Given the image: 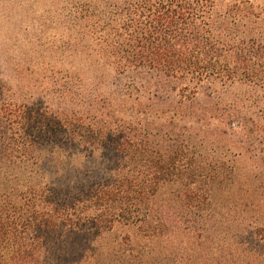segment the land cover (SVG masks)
Segmentation results:
<instances>
[{
  "label": "trees",
  "instance_id": "trees-1",
  "mask_svg": "<svg viewBox=\"0 0 264 264\" xmlns=\"http://www.w3.org/2000/svg\"><path fill=\"white\" fill-rule=\"evenodd\" d=\"M0 264H264V0H0Z\"/></svg>",
  "mask_w": 264,
  "mask_h": 264
},
{
  "label": "rangeland",
  "instance_id": "rangeland-1",
  "mask_svg": "<svg viewBox=\"0 0 264 264\" xmlns=\"http://www.w3.org/2000/svg\"><path fill=\"white\" fill-rule=\"evenodd\" d=\"M238 165V168H244V161H240ZM235 215H239V213L235 212H231V213H226V212H222L221 213V217H222V221L224 223H226V220L223 219L224 217L229 218V223H235L236 222V217ZM228 223V224H229ZM230 223V224H231ZM126 233H129L130 235H132L134 233V230L132 228L129 227H116L113 232H111L108 236L107 239L105 241H107L108 243L113 242V241H117L119 240L122 236H124Z\"/></svg>",
  "mask_w": 264,
  "mask_h": 264
}]
</instances>
